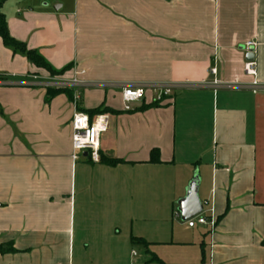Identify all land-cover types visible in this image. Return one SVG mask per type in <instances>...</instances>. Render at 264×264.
Wrapping results in <instances>:
<instances>
[{
  "label": "crops",
  "instance_id": "0c3cea01",
  "mask_svg": "<svg viewBox=\"0 0 264 264\" xmlns=\"http://www.w3.org/2000/svg\"><path fill=\"white\" fill-rule=\"evenodd\" d=\"M2 10L15 39L68 69L52 76L0 37V264L118 250L137 202L160 193L173 213L195 177L216 226L173 224L163 262L264 264V88H249L242 48L254 46L264 86V0H7ZM75 78L89 84L61 87ZM140 83L172 90L157 107L137 110L155 102L148 90L126 109L121 86ZM48 88L69 92L48 100ZM77 90L80 111L111 110L100 156L123 163L73 160ZM153 149L161 163L149 162Z\"/></svg>",
  "mask_w": 264,
  "mask_h": 264
},
{
  "label": "rangeland",
  "instance_id": "374dc122",
  "mask_svg": "<svg viewBox=\"0 0 264 264\" xmlns=\"http://www.w3.org/2000/svg\"><path fill=\"white\" fill-rule=\"evenodd\" d=\"M184 222L187 223L181 217L178 202L173 213L163 212V196L155 193L149 199L137 202L131 217L121 219L118 250H75L71 260L74 258V264H77L82 254L87 264H95L97 261L99 264H146L153 254L163 259V238L172 237L173 224L183 229ZM141 237L145 238V241L155 242L149 250L134 239ZM147 264L160 263L148 261Z\"/></svg>",
  "mask_w": 264,
  "mask_h": 264
},
{
  "label": "built area",
  "instance_id": "2783aa9c",
  "mask_svg": "<svg viewBox=\"0 0 264 264\" xmlns=\"http://www.w3.org/2000/svg\"><path fill=\"white\" fill-rule=\"evenodd\" d=\"M254 46L247 44L244 49L250 51ZM257 63L255 60H248L244 65V73L247 76L254 77V80L250 83L249 88L255 94L261 92L264 88L263 84L257 79ZM211 73L216 75L217 69H211ZM52 81V80H51ZM2 82H0L1 84ZM216 84L218 83L215 82ZM89 83L85 80L75 78L72 82L66 83L61 87L69 86H86ZM49 87H60L53 84L52 82L47 83ZM238 85V84H237ZM229 86V85H228ZM122 96L126 104V109H131V104L141 101L146 97L148 90H152L155 93V101L161 102L163 98L171 93V88L169 85L161 84H124L121 86ZM77 90L76 97L74 100L75 104V113L72 121V147H73V160H78L84 152H87V157L93 162L100 161V149H101V136L109 128L110 116L108 114H99L93 120L90 119L89 115L85 112H82L78 109L77 103L80 98V91ZM210 205L209 201L202 202V212L187 220V224L190 227H194L196 224L209 225L213 230L216 226V219L214 216L213 205L205 212V207ZM136 255V253H134Z\"/></svg>",
  "mask_w": 264,
  "mask_h": 264
},
{
  "label": "trees",
  "instance_id": "16d2710c",
  "mask_svg": "<svg viewBox=\"0 0 264 264\" xmlns=\"http://www.w3.org/2000/svg\"><path fill=\"white\" fill-rule=\"evenodd\" d=\"M6 1L7 0H0V37L2 38L4 44L7 47L12 48L15 52H21V53L25 54L32 64H34L37 68H41V69L46 70L51 75H57V74L64 73V71H66L68 69V67L61 70V71L54 70L51 67V65L36 50L29 49L25 43L18 41L17 39H15L10 34L9 29H8V25H7L6 16L2 10L3 5ZM2 77L3 76L0 75V78H2ZM67 91H68V89H65V88H48L47 99L50 100L55 95L62 93V92H67ZM159 105H160L159 101H155V102H152L149 104H142V106L140 108H137V110H146V109H150L153 107H157ZM107 111H111V110L109 108L104 107V106H100V107H97L95 109H89L86 111V113L89 115L90 119L93 120L97 115L105 113ZM100 162L105 164V165H108V166H116V165L123 163L124 160L118 159V158H110L107 156H101ZM149 162L154 163V164L162 162L160 159L159 149H153L151 151V159ZM134 239H136V241H138V242H141L145 245L146 244L148 245V242H146L142 238H134ZM263 244H264V242H263ZM9 250L13 251L12 248H10ZM7 251H8V249H5L3 246H0V253H5ZM152 260L157 261L160 264H165L163 262V260L160 259L155 254H153ZM201 264H205V255L203 256Z\"/></svg>",
  "mask_w": 264,
  "mask_h": 264
},
{
  "label": "water",
  "instance_id": "95a60500",
  "mask_svg": "<svg viewBox=\"0 0 264 264\" xmlns=\"http://www.w3.org/2000/svg\"><path fill=\"white\" fill-rule=\"evenodd\" d=\"M55 9H58L57 7ZM244 49V47H242ZM253 48L248 52V60H253ZM87 152H84V156H87ZM179 212L183 220H189L202 212V201L199 196V178L195 177L187 188V194L184 198L179 200Z\"/></svg>",
  "mask_w": 264,
  "mask_h": 264
}]
</instances>
